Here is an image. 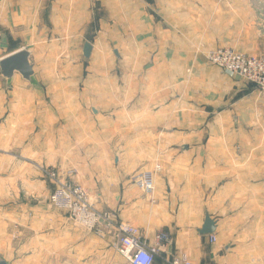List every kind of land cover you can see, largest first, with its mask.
Instances as JSON below:
<instances>
[{
    "label": "crops",
    "instance_id": "0c3cea01",
    "mask_svg": "<svg viewBox=\"0 0 264 264\" xmlns=\"http://www.w3.org/2000/svg\"><path fill=\"white\" fill-rule=\"evenodd\" d=\"M97 1L107 17L115 19L111 33L134 35L142 48L158 51L150 74L131 76V81H148L149 88L122 91L116 106L104 100L107 92L97 100L95 73L71 77L87 82L88 90L78 91L61 88L64 76L44 72L43 67L65 64L64 54L78 49L73 42L90 26L95 0H0V60L27 50L36 82H56L46 89H26L16 85L20 82L16 74L11 88L0 90V117L6 123L9 146L23 147L20 158L29 165L31 177H40L39 166L55 169L63 179L84 188L96 209L113 212L117 221L137 228L148 244L155 243L157 233L167 234L169 242L159 246L153 264L183 258L190 264H264V235L256 237L254 245L247 244L251 237L234 234L223 221V215L234 209H250L251 194L261 188L247 178L255 175L250 167L260 158L257 151L264 161V139L248 136L264 131V93L251 92L245 108L237 104L217 117L221 121L215 118L205 125L197 121L187 97L181 100L169 85L160 90V82L175 81L169 65L180 56L177 52L195 48L206 53L228 46L260 54L264 0ZM159 64L167 66L166 74L159 76ZM206 71L209 80L231 77L212 68ZM210 91L201 95L205 103ZM252 98L261 109L248 105ZM136 171L152 174L150 194L132 183ZM45 184L38 182L40 187ZM38 189L37 195L23 189L25 229L15 232L14 238L19 234L24 243L13 249L21 260L5 259L8 264H32L36 259L46 264L51 259L56 264L116 261L109 245L115 237L112 230L99 236L74 228L63 213L48 205L44 188ZM20 195L19 201L24 198ZM213 209L225 212L212 214ZM206 216L215 222L214 243L198 233Z\"/></svg>",
    "mask_w": 264,
    "mask_h": 264
},
{
    "label": "rangeland",
    "instance_id": "374dc122",
    "mask_svg": "<svg viewBox=\"0 0 264 264\" xmlns=\"http://www.w3.org/2000/svg\"><path fill=\"white\" fill-rule=\"evenodd\" d=\"M92 4L93 11L92 17L90 18L91 24L88 28H85V35L82 36L83 39L78 37V40L73 42L75 47L78 49L66 52L64 54V61L60 57V61L65 62V64L58 65L54 69L46 66L43 67V70L47 76H52L50 75L52 73H56L58 76H64V84H60L63 85L61 88H70L78 91H83L84 89L88 90L87 82L83 80L72 81L71 77L77 74L91 75L95 73V77L97 79L95 86L97 100L99 97L104 95V92H107L104 100L108 101L109 104L110 102H113V105L119 106V96L123 93L122 91L128 92V90L135 91L149 88L150 83L148 81H131L134 79L131 76L143 75L146 77L150 74L152 70L151 64L153 62V57L157 56L158 51L154 47H146V45L142 48V45H140L141 43L138 42L137 44L135 41L134 35H127L128 37H126V35H122L118 31L111 33L114 32L112 28L115 26V19L107 17L105 9L100 6V3L97 0L92 2ZM118 24L119 21H117V25ZM127 38L128 44L126 46L125 40H127ZM84 42H88L94 47V51H92L89 59H85L82 55V45ZM220 48L230 49L237 53L242 52L234 50L228 46ZM215 49H211L206 53H204L205 51L201 52V50H197L195 48L193 50L187 49L186 51L177 52L180 56H176V58H174V60H176L175 64L169 65V71L173 73L175 81L160 82V90L167 88L169 85L170 90H174L176 95L181 97V100H184V97H187L188 104H191V106L195 108L193 114H195L196 118H198L197 121H204L205 125L206 123L212 122L221 113L232 111L237 104H240L243 108H245L246 102L251 96V92L257 91L264 93V91L251 86L239 76L230 73L227 74H230L231 77L226 78L223 81L209 80V74L206 71L207 68L216 69L219 73L222 72L221 69L208 63L206 59V55ZM164 54L167 55V52H164ZM175 54L176 53H174V55ZM241 54L259 56L264 54V50L257 55H252V53ZM49 57L51 56L49 55ZM134 58H138L140 61L143 59L144 62H141V64H135V60H133ZM192 60L193 63L187 66V64L190 61L192 62ZM130 62L133 63L131 64ZM93 64L95 67H90ZM156 67L155 68L156 71L159 72V76L167 73V66L159 64ZM225 73L226 72H224V74ZM123 76H126L127 79L125 80V77L123 78ZM16 77L20 81L18 82L19 84L16 85L25 86L24 88L26 89H46L49 85L52 84V86H54L56 83L55 81L52 83L37 81L35 86H31L22 80L19 75H16ZM10 88L11 86L5 85V82L0 78V90L7 91ZM208 88H210L211 91L207 96L208 102L205 103L201 95L206 92ZM217 96L220 98V102L217 106H215L217 103L216 100H218ZM0 101H2V99H0ZM256 102L257 99L252 98L248 101V105L261 109L262 107L256 104ZM162 103L164 102L160 99V104ZM100 104L103 105V103ZM3 105L6 106L8 104L3 102ZM122 106H124V103ZM96 107L98 109L100 108L98 104H96ZM250 112L255 113V111ZM259 117H263V114L259 113ZM221 120L222 119H216V121ZM7 133L6 123L3 122V117H0V261H5V259H7L10 262H18L21 260V257L18 258V256H15L16 252L13 249L15 244L21 245L24 243L19 240V234L17 239L14 238L15 232L18 231L19 233H22L23 229H25L24 217L26 215H24L25 212L21 209L23 204L20 203L26 201L27 199V195L24 194L23 189H26L25 193H28L29 191V195H37L39 192L38 188H44L46 193H48L47 203L51 206L49 196L54 189V184L47 177L46 172L47 170L54 172L57 171L53 168L39 166L37 167V170L40 177H31L29 165L25 163L22 158H20L23 147L9 146ZM209 136H211V134ZM248 137L264 139V131L259 129L255 130L254 134H249ZM259 146L260 145L255 146L257 150L260 149ZM256 155L260 156V158H257V160L253 163L254 165L250 167V169L254 168L255 175L248 177L247 181L254 185H258L257 187L261 188L256 189L255 194H251V196H254V200L250 204V209H234L232 213L229 212L228 215H223V221L225 223L224 226L228 225L229 228H232L234 234H245L251 237L246 242L251 245L255 244L256 237L264 235V193H262L264 192V161L262 160L263 156L260 152L257 151ZM158 166V164L155 165V169L157 171L159 170ZM160 172L161 171H159V173ZM143 173L146 172L136 171L131 178L132 183L136 185L134 180L137 179L138 176L143 175ZM250 173L252 172L250 171ZM59 178L63 179L60 176ZM63 180L73 183L66 178ZM39 181H44L47 187L38 186ZM19 195L24 196V198H21L20 201ZM57 211L63 213L68 218L72 226L77 228L73 225L67 213L59 210ZM215 211L218 214L225 212V210L213 209L211 210V213L215 214ZM242 215L243 217H241ZM15 225L17 229H15ZM109 245L112 255L117 256L116 261L113 262V264H126L124 259H122V257L120 258L115 253L114 239L110 241ZM9 250H12V253H8ZM108 261L109 260L107 258L97 259V264H109ZM57 262L58 261L51 259L47 264H56ZM31 263L43 264L45 262L36 259ZM63 263H65V261H62V264Z\"/></svg>",
    "mask_w": 264,
    "mask_h": 264
},
{
    "label": "built area",
    "instance_id": "2783aa9c",
    "mask_svg": "<svg viewBox=\"0 0 264 264\" xmlns=\"http://www.w3.org/2000/svg\"><path fill=\"white\" fill-rule=\"evenodd\" d=\"M206 59L208 63L221 71L237 75L251 86L264 91V54L249 56L230 49L218 48L210 51ZM46 174L54 184V189L49 196L51 206L67 213L73 225L84 231L100 236L102 232L112 230L115 236L114 250L125 260L126 264H153L159 246L169 242L168 235L159 232L154 237L155 243L148 244L137 228L117 221L112 212L96 209L90 202L87 191L80 185L60 179L57 172L51 170H47ZM134 181L145 194L152 192L151 173H143ZM208 241L214 243L215 236L208 235ZM179 262L190 264L184 258L174 261L173 264H179Z\"/></svg>",
    "mask_w": 264,
    "mask_h": 264
},
{
    "label": "water",
    "instance_id": "95a60500",
    "mask_svg": "<svg viewBox=\"0 0 264 264\" xmlns=\"http://www.w3.org/2000/svg\"><path fill=\"white\" fill-rule=\"evenodd\" d=\"M91 45L85 43L82 49V55L88 59L91 53ZM19 75L22 80L31 86L36 85L35 74L33 66L30 62V53L27 50L21 49L12 54L3 57L0 60V77L9 85L14 75ZM215 231V222L209 216H206L201 229L198 233L200 235H211ZM0 264H8L5 261H0Z\"/></svg>",
    "mask_w": 264,
    "mask_h": 264
}]
</instances>
